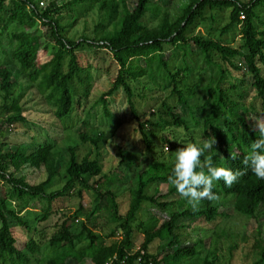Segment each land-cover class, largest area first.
<instances>
[{
	"label": "trees",
	"instance_id": "trees-1",
	"mask_svg": "<svg viewBox=\"0 0 264 264\" xmlns=\"http://www.w3.org/2000/svg\"><path fill=\"white\" fill-rule=\"evenodd\" d=\"M127 1L67 0L66 3L57 5L52 0L48 6L40 8L37 0H0V44L2 36H9L13 42L10 57L17 72L36 86L52 109L54 118L64 129L75 124V113L85 110L91 90L90 69L94 67L111 80L110 88L98 98L103 114L110 115L106 97L121 89L131 117L137 122L143 143L147 148H152L153 133L147 131L146 127L152 125L153 121L140 120L135 96L144 98L149 92L170 88L177 101L189 108L194 127H202L208 136L210 133L211 140L216 141L201 156V163L205 162V157L211 156L213 166L244 173L231 187H227L223 180L215 181L212 191L218 197L216 200L231 198L233 210L255 218L258 208L264 206V180L258 179L250 168L245 169L243 160L259 133L250 124L249 116L239 110V103L229 97L228 90L223 85L227 69L215 63L212 56L217 53L227 62L236 56L243 58L246 69L252 76V86L260 99V111L264 116V75L258 65L261 63L264 66V18L258 12L264 9V0H186L175 15L169 9H162L154 0H131L132 8ZM62 9L72 12L74 20L96 9L100 14V22L96 26L101 28V35L97 38L83 35L78 40L70 39L66 33L73 22L69 25L62 22ZM225 9H229L228 22L221 28L220 34L237 32L241 40L237 47L224 44L199 31L195 32L205 20L215 19L211 12ZM149 15L154 19L147 23ZM12 26L16 30H12ZM190 42L195 45V51L190 48ZM84 49L94 50L101 61L94 66L84 61L80 55ZM166 49L173 50L168 57L163 55ZM100 50L105 51L104 55L100 54ZM105 57H109L106 65L103 63ZM113 67L115 72L111 75ZM196 70L210 72L209 81L201 91L191 84L190 76ZM139 83L141 90L136 93V84ZM26 87L24 83H20V91L12 95L13 70L10 66L0 64V109L5 108L8 113L0 121V133L5 125L25 121V117L21 115L20 99ZM230 88L234 90L236 87L231 85ZM161 107L168 118H163L160 124L162 128L166 124L187 127L185 119L174 112V105L162 101ZM78 136L80 141L90 142L98 147L104 134L98 132L92 137L83 132ZM186 139L198 147L203 146L196 143L192 133H188ZM164 140L170 143L171 148L181 147L169 139ZM66 149L68 157L60 171L57 163L61 158V147L52 138L38 142L29 152L24 147L4 148L0 145V264H30L34 255L41 252V241L36 236L39 229L32 226L31 220L23 213L30 208L28 199L39 198L46 202L43 213L35 219L38 222L45 221L52 212L53 203L70 195L75 189L78 196L82 190H93L95 205L90 214L106 213L108 222H119L123 237L119 241L104 244L83 223L78 232H73L70 229L73 217L64 214L48 239L51 250L42 254L39 264H68V258L76 262L89 258L92 264H137V259L141 264H158L156 256L148 252V247L154 240L170 236L172 240L169 245L178 243L175 230L185 226L178 223L181 218L199 216L212 221L217 217L227 216L213 205L216 200L202 199L195 210L182 197L168 200L176 192V188L167 179L175 161L152 162L138 171L129 187L127 211L121 215L116 196L107 187L110 178L106 174L100 175L102 167L98 158L83 156L79 159L75 146L68 145ZM118 153L122 163L125 157L121 150ZM22 165L43 167L46 178L39 183L30 184L25 177H16L14 171ZM203 170L207 172V165ZM98 175L97 180L89 183L91 177ZM58 178L64 181L63 185L49 191ZM158 182L168 183L169 187L165 192L155 187L152 194L147 193V188ZM2 184H6L9 190L2 191ZM101 199L105 200L103 205L99 203ZM15 201L19 203L16 204ZM143 202H150L162 209L174 206L175 210L159 227L145 230L142 253L136 251L130 254L126 250L131 244L130 223ZM81 209L79 204L77 213ZM10 219L30 233L22 246L10 225ZM259 234L260 231H257L253 245L258 257L248 264L264 263V243ZM82 238H86L88 244L77 248L76 242ZM194 254L193 247L177 248L172 253L169 264H181L182 259ZM203 264L211 262L204 260Z\"/></svg>",
	"mask_w": 264,
	"mask_h": 264
},
{
	"label": "rangeland",
	"instance_id": "rangeland-1",
	"mask_svg": "<svg viewBox=\"0 0 264 264\" xmlns=\"http://www.w3.org/2000/svg\"><path fill=\"white\" fill-rule=\"evenodd\" d=\"M37 1L38 6L44 8L52 0ZM66 1L54 0L57 5H62ZM154 1H157L162 9H169L172 15H175L178 13L179 7L186 0ZM242 1L246 2L248 0ZM127 3H129L131 8L133 7V1L128 0ZM258 12L264 18V9ZM71 13L66 9L61 10L62 22L66 25L73 22L70 27L67 26L66 35L70 39L78 40L83 35L97 38L101 35V28L96 26L100 22V14L96 9H92L76 20H74V16ZM211 14L214 15L215 19L213 21L210 19L205 20L199 24L195 32L199 31L224 44L237 47L241 43L237 32L220 34L221 28L228 22L229 9L218 12L214 11ZM152 19L154 17L149 15L146 18V22H153ZM11 29L16 30V27L12 26ZM12 46L13 42L9 36H2L0 64L10 66L13 70L14 90L12 95H16L20 91V83H24L27 86L23 90V96L20 99L22 106L21 115L25 117V121L5 125L2 129L3 132L0 133V145L4 148L24 147L29 152L34 149L38 142L43 141L45 138H52L61 147V158L57 163L60 171H62L68 157L66 149L68 145L75 146L79 159L83 156H87L90 159L98 158L102 167L100 175L106 174L110 178V182H107V187L115 194L118 210L121 215H124L127 211L129 205V187L133 183L136 173L152 162L170 163L175 161V151L177 148H171L170 143L164 139H169L176 145L180 144L181 147L190 143L186 139L188 138V133H192L197 144L203 145L204 142L213 141L211 140L210 133L208 136L202 127H194V121L189 116V108L179 103L176 95L169 88L149 92L144 98L138 95L135 96L140 120L151 119L153 121L152 125L149 124L146 129L153 133L151 138H153L154 143L152 148H147L142 141V136L137 128V122L131 117L127 108L126 99L121 89L106 97L110 115L105 116L103 114L102 105L98 103V98L104 91L110 88L111 80L104 72L96 70L94 67L90 69L91 90L85 110L82 113L80 111L75 113V124L71 128L64 129L54 118L52 109L38 92L36 86L27 82V79L17 72V68L10 57ZM190 46L195 51L196 47L192 42H190ZM172 51V49H166L163 52L164 57H168ZM99 52L101 55H104L105 51L100 50ZM80 55L84 61L93 66L101 61L100 57L95 55L94 50L91 49L82 50ZM212 59L215 63L227 69L223 82L224 88L228 90L232 101L239 103V110L249 116V122L254 127L255 119L263 115L260 111V99L252 86V76L246 69L245 61L241 56H236L230 58L229 62H227L217 53H214ZM108 62L109 57H105L104 65L108 64ZM258 65L261 67L262 75H264V66L261 63H258ZM236 66L237 68H235ZM114 72L115 68L113 67L111 75ZM209 75V71L196 70L190 76L192 78L191 84L196 85L198 91H201L208 83ZM145 85L148 84L145 82ZM231 85H234L236 88L232 90L230 88ZM140 86V83L136 84V93H139L141 90ZM162 101L175 106L174 112L185 119L187 127H178L172 124H166L163 128L160 126L163 118L168 119L164 114V109L161 107ZM1 105L0 95V107H2ZM7 115L8 113L5 108H1L0 121ZM68 124L65 126L67 127ZM83 132L92 137H95L98 132H103L104 137L99 142L98 147H95L90 142L79 140L78 135ZM119 150H121V154L125 157L122 163H120ZM215 152L218 153L216 148ZM10 169L12 170V168ZM14 175L16 177H25L26 181L30 184L39 183L46 178L43 167H33L30 165H22L18 170L14 171ZM100 175L91 177L89 183L97 180ZM63 182L61 178H58L49 191L60 188ZM155 187H158L161 192H165L169 186L168 183L158 182L150 185L147 188V193L152 194ZM1 188L2 191L9 190L6 184H2ZM76 190L70 195L64 196L61 200L54 202L52 212L47 220L40 222L35 221V219H38L43 213L46 202L39 198L28 199L30 208L23 213H25L27 219L31 220V225L39 229V234L36 236L41 241V252L34 255L30 264H39L38 261L42 254L50 252L51 247L48 245V239L58 227L64 214L73 217V221L70 224V229L73 232H78L81 223H83L92 229L104 244L122 239L123 230L119 227V222H108V215L106 213L101 214L100 212H96L93 215L90 214L95 205V192L93 190H82L81 195L78 196ZM179 198L181 196L176 191L168 197V200ZM15 203L18 204L19 202L15 201ZM99 203L103 205L105 200L101 199ZM79 204L82 206V209L77 213ZM213 205L218 207V211L226 213L227 216L217 217L212 221H207L199 216L181 218L178 223L185 226L175 230L178 243L169 245L168 243L172 240L170 236L163 240L156 239L149 245L147 250L150 254L156 256L158 264H169L172 253L181 247H193L195 249V254L182 259L181 264H203L204 260L210 261L211 264H248L257 259L258 256L253 245L257 231H260L259 238L264 243V206L258 208L257 216L252 218L233 210L231 198H224L220 201L216 200L213 202ZM173 210H175L174 206L162 209L150 202H143L135 219L130 223L132 229L131 244L126 248L127 252L132 254L136 251H141L142 253L141 245L145 230L159 227L162 222L169 218ZM10 225L22 246L29 238L30 233L22 226L17 225L12 219H10ZM87 244L88 240L82 238L76 242V247L81 248ZM67 263L92 264L89 258H84L81 262L68 258Z\"/></svg>",
	"mask_w": 264,
	"mask_h": 264
},
{
	"label": "clouds",
	"instance_id": "clouds-1",
	"mask_svg": "<svg viewBox=\"0 0 264 264\" xmlns=\"http://www.w3.org/2000/svg\"><path fill=\"white\" fill-rule=\"evenodd\" d=\"M255 129L259 137L252 142L249 154L244 158L245 169L261 180H264V116L255 119ZM216 141L204 142L202 147L189 143L175 151V163L172 173L168 176V183L176 188L177 193L187 200L193 209L202 199L216 200L218 197L212 188L215 181L223 180L227 187H231L244 173L233 172L225 167H216L212 164V157H205L201 163V156L211 149ZM234 158V157H233ZM207 165V172L203 169ZM201 169L197 171V169Z\"/></svg>",
	"mask_w": 264,
	"mask_h": 264
},
{
	"label": "built area",
	"instance_id": "built-area-1",
	"mask_svg": "<svg viewBox=\"0 0 264 264\" xmlns=\"http://www.w3.org/2000/svg\"><path fill=\"white\" fill-rule=\"evenodd\" d=\"M41 4H42V3H41ZM137 264H141L140 261H139V259H137Z\"/></svg>",
	"mask_w": 264,
	"mask_h": 264
}]
</instances>
